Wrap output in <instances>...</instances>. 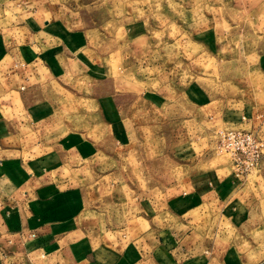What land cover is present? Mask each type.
I'll use <instances>...</instances> for the list:
<instances>
[{"label": "rangeland", "instance_id": "obj_1", "mask_svg": "<svg viewBox=\"0 0 264 264\" xmlns=\"http://www.w3.org/2000/svg\"><path fill=\"white\" fill-rule=\"evenodd\" d=\"M263 3L0 0L1 101L20 96L16 105L31 116L22 139L60 143L88 208L107 213L109 226L127 225L107 241H130L137 222L146 231L139 215L152 218L159 208L179 259L264 264ZM33 15L54 25L44 34L52 39L47 71L26 66L23 46L45 41L29 35ZM231 113L252 119L245 129L263 145L258 166L237 183L216 146ZM215 169L223 178L204 191L221 186L210 192L220 211L172 210L189 182Z\"/></svg>", "mask_w": 264, "mask_h": 264}, {"label": "crops", "instance_id": "obj_2", "mask_svg": "<svg viewBox=\"0 0 264 264\" xmlns=\"http://www.w3.org/2000/svg\"><path fill=\"white\" fill-rule=\"evenodd\" d=\"M45 21L48 20L29 17V22L37 27L33 34L29 33L30 25L24 26L31 37L46 41L23 46L28 70L47 71L45 64L53 62L49 58L53 52L48 51L52 48L48 45L51 38L44 34L54 25L45 26ZM30 50L45 53V62L42 56L33 58ZM13 51L2 53L10 56ZM59 51L55 50V58L63 60ZM9 99L5 106L0 98V264H204L202 255L185 257L187 253H183L181 259L175 255L173 226L160 222L159 208L152 209V218L139 215L148 224L146 231L139 229L143 223L137 222L131 228L130 241L125 242L120 237L107 241L108 232L123 233L127 225L109 226L105 223L107 213L88 208L81 184L60 156V143L40 140L30 144L22 139L20 130L30 127L26 125L27 118L31 119L27 114L29 109L18 108L16 101L20 96ZM245 116L238 120L237 113H231L223 131L246 130L253 120ZM17 119H25V123ZM247 176H237L233 171L231 181L237 183ZM214 178H223L220 169L207 171L199 180H189L192 182L188 183L186 191L179 193L181 198H177L172 210L185 215L196 210L201 213L202 209L209 213L220 211L221 205L213 204L215 193L210 192L221 186L204 191ZM192 244L190 242L187 248L193 251Z\"/></svg>", "mask_w": 264, "mask_h": 264}, {"label": "built area", "instance_id": "obj_3", "mask_svg": "<svg viewBox=\"0 0 264 264\" xmlns=\"http://www.w3.org/2000/svg\"><path fill=\"white\" fill-rule=\"evenodd\" d=\"M217 150L231 160L237 176L249 175L260 161L263 145L257 137L247 130H225L219 133Z\"/></svg>", "mask_w": 264, "mask_h": 264}]
</instances>
